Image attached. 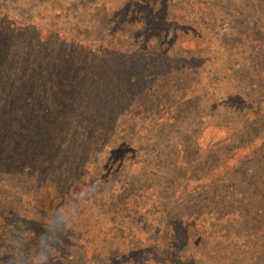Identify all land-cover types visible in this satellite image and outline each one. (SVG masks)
I'll return each instance as SVG.
<instances>
[{
	"label": "trees",
	"instance_id": "16d2710c",
	"mask_svg": "<svg viewBox=\"0 0 264 264\" xmlns=\"http://www.w3.org/2000/svg\"><path fill=\"white\" fill-rule=\"evenodd\" d=\"M66 1L89 21L0 0L5 40L34 34L51 66L0 74V171L22 181L0 257L47 223L34 196L47 219L79 204L52 264H264V0Z\"/></svg>",
	"mask_w": 264,
	"mask_h": 264
},
{
	"label": "rangeland",
	"instance_id": "374dc122",
	"mask_svg": "<svg viewBox=\"0 0 264 264\" xmlns=\"http://www.w3.org/2000/svg\"><path fill=\"white\" fill-rule=\"evenodd\" d=\"M30 2L34 4L33 7H28L27 4H23L21 8L19 7L20 11H24L23 14L24 18H22V21L24 23H28L30 22V20H34L36 22H43V20L39 16V13H43L42 10H44V13L48 15L49 13L48 7L61 8L60 6H64V7L61 8L62 15L59 18V20L58 19L57 20L66 27V30L68 29L69 25L76 26L79 24H84L89 21L88 10L86 8L85 9L82 7L75 8V16H74L73 10H70L69 7H66L67 5L66 0H30ZM114 2L115 0H96L97 4L101 3L109 6H111V4H115ZM92 4L95 5L93 2ZM2 26L3 24H1L0 22V27ZM4 31H5L4 35L3 32L0 33V57H1L0 74L2 73L6 78L10 76L15 77L17 74L19 76H21L20 74L24 75L25 72L34 73L36 70L47 71L51 67L50 62L46 58L37 57L36 52L32 51L33 45L38 41L39 37H36L34 34L21 33L18 34L15 40L6 41L5 39L7 38L9 39V36L11 35V31L9 28L6 27ZM48 36H49L48 41L53 40L50 37V34ZM58 39L59 38H57V40ZM44 54L47 55L48 52L44 51ZM11 77L10 79L12 80ZM8 86H9L8 83H3L0 81V88L8 87ZM18 169L19 168H12L9 170V172H11V174L13 175L18 171ZM3 177L5 178L2 171H0V190L9 191L10 194L13 192L14 188L18 185V183L22 182L19 179L20 174L14 177L9 176L8 180L4 179ZM38 204L39 202L35 200L34 196H32L28 199V201L26 200V203L23 204V206L28 207L29 215L38 217L43 222H47L48 221L46 216L47 213L40 211L39 214L37 213L38 211L36 210V207ZM81 217L86 219L84 213L81 215ZM41 229L42 227H38V228L30 227L29 233L30 236H32V240H31L32 243L27 245L25 248L35 249L39 247V236ZM32 245H35V247H33ZM5 251H7L6 247H5Z\"/></svg>",
	"mask_w": 264,
	"mask_h": 264
},
{
	"label": "clouds",
	"instance_id": "9594fccd",
	"mask_svg": "<svg viewBox=\"0 0 264 264\" xmlns=\"http://www.w3.org/2000/svg\"><path fill=\"white\" fill-rule=\"evenodd\" d=\"M133 172L135 169L132 170ZM91 187L77 194V201L86 198ZM79 213V204L59 208L51 214L42 227L39 236V247L25 248L26 237L23 231L16 232L12 241L5 245L7 251L0 257V264H52L53 250L58 246L69 225Z\"/></svg>",
	"mask_w": 264,
	"mask_h": 264
}]
</instances>
